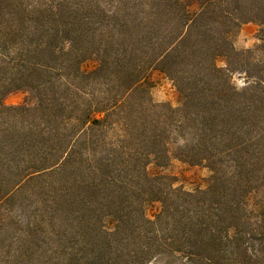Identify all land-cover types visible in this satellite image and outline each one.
Returning <instances> with one entry per match:
<instances>
[{"label":"trees","instance_id":"trees-1","mask_svg":"<svg viewBox=\"0 0 264 264\" xmlns=\"http://www.w3.org/2000/svg\"><path fill=\"white\" fill-rule=\"evenodd\" d=\"M248 23L264 0H0V233L17 201L32 215L0 264H264V40L231 42ZM153 71L178 108L152 103ZM172 159L207 188L149 173Z\"/></svg>","mask_w":264,"mask_h":264},{"label":"rangeland","instance_id":"rangeland-1","mask_svg":"<svg viewBox=\"0 0 264 264\" xmlns=\"http://www.w3.org/2000/svg\"><path fill=\"white\" fill-rule=\"evenodd\" d=\"M263 40L264 25L260 26L255 23H248L237 28L232 36L231 42L236 52L244 53L258 49L263 44ZM256 53L259 54L258 52ZM258 56L260 57V55ZM216 65L219 68H223L225 66V58L222 57L217 59ZM95 66L96 63L90 60L83 64V69L90 71L94 69ZM232 81L238 88H242L246 83L244 74L241 73L233 74ZM147 86L149 87L148 93L153 104H165L171 108L179 107L180 96L178 90L173 81L167 76L153 71L147 78ZM26 96L27 95L21 91H13L5 96L3 104L6 107H19L24 103ZM147 169L149 173L153 175L158 173L169 177L172 181L173 189H178L186 193L205 190L211 177V172L208 168L204 166H190L178 159H172L170 163L163 168L149 165ZM20 199L22 198L20 197ZM33 200L32 198L28 202L32 203ZM23 201L26 202V200ZM251 202H260V195L253 198ZM19 203L20 201H17L14 204L12 212L7 216L6 226L0 233V240L24 238V234L21 232L25 230V224L27 220L32 218V215L29 213L28 208L18 206L20 205ZM159 211L160 204L154 203L146 208V216L152 220ZM42 240H51V236H47ZM150 264H165V261H156Z\"/></svg>","mask_w":264,"mask_h":264}]
</instances>
